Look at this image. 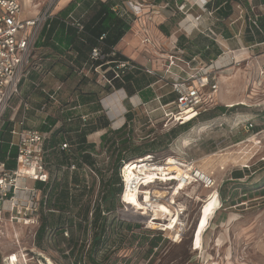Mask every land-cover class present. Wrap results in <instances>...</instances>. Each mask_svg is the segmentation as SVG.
I'll return each instance as SVG.
<instances>
[{"label":"rangeland","instance_id":"1","mask_svg":"<svg viewBox=\"0 0 264 264\" xmlns=\"http://www.w3.org/2000/svg\"><path fill=\"white\" fill-rule=\"evenodd\" d=\"M126 1L121 0L120 7L125 8ZM249 1L254 3L255 0ZM192 3H194L193 0L147 1L140 16L133 18L131 30L125 35L126 37L124 36V40L120 42L116 49L143 67L148 68V65H153V68L159 73H164L168 56L174 53L170 38L178 36V34L182 35V32L189 36L191 30L197 25L194 17H192V15L196 16L194 14L196 9L190 10ZM255 11L264 13V6L257 7ZM204 15L198 23L201 27L207 28L210 21L205 20ZM161 26L168 29L169 35H165L161 31ZM245 28L244 12L242 13L238 9L230 20L219 24V28H215V31L231 38L229 42L223 39L219 41L224 49L230 47L232 49L236 48V46L231 45L232 42H237V39L233 38L240 33L243 39ZM194 35L195 32L192 36L190 35L191 38H194ZM244 45L246 44L244 43ZM258 50L260 51L259 54L263 53L264 46ZM186 51L189 54L198 52L190 44H187ZM257 51L254 54H257ZM34 57L33 67H38V70H31L30 75L25 79L23 78L20 83V95L11 102V108L8 109L6 117L12 115V108L18 107L21 100L29 101L34 106L47 102V98L43 97L38 85L41 82V87L47 91H57L55 101L47 104L48 117L56 118L59 121L54 129H63V140L67 139L71 143L72 150L75 149L72 144L75 135L68 131L71 125L75 127L80 122L85 125L97 121L99 117H106L110 122L109 128L119 130L123 122L126 124L127 114L132 113L133 120L130 122L129 127L134 131L131 137L134 138L137 145L155 141L154 143L158 148L153 152V161L158 163L168 158V163L162 164L164 165L162 170L171 172L170 175L176 174V178L173 177L172 180L184 175L181 169L175 165V159L172 157L177 156L185 160H194L196 167L202 171L203 176L207 179L210 176L215 182L214 187L201 188L196 184L180 185L178 190L184 192L180 193L179 201L188 206L189 224L186 228V234L182 240L176 238L175 242L162 236L163 238L158 247L154 248L152 252L149 250L154 235L144 227L147 218L135 213L128 207H124L118 200L115 216L121 223L117 227L116 225L113 226V230L111 229L109 239L99 251L96 263L264 264V196L259 197L260 191L258 190L264 185L261 182L264 178V140L261 143H253V133H247L233 125V119L230 117V114L236 111L256 114L260 115L257 122L261 126L264 125V92L257 98V101L254 99L248 101L247 99L252 98V96L250 97L252 90L249 79L251 76L255 78L256 73L252 67H244V69L228 67L219 74L220 90L215 107L212 108L214 110L218 107L226 108L228 105L225 106V104L228 101L234 103L240 101L236 100L237 98L242 97L244 98L242 102L247 101L248 109L247 106L236 107L235 111L228 113L229 119L227 122L225 117L220 116L221 119L218 117L219 119L210 124L209 128L197 127L192 130L193 125L186 132L179 134L176 140L168 145V133L178 126L165 127V123L160 119L161 112L158 110L159 105L157 102L151 101L148 104L142 102L140 106L133 107L131 101L133 97H128L125 92L126 98L120 102L117 101V106L114 102L117 100L115 94L122 89L112 88L111 91H103V86L108 82L106 72L101 69L91 67L87 73L82 68L75 66L74 71L70 73L68 66L72 67L73 63L69 56H65L63 59L46 47L38 49ZM250 61L246 64H249ZM53 63L60 64L59 70H57L58 73L54 71ZM250 66L252 65L250 64ZM34 72L36 74H32ZM44 79L47 80L45 83L42 82ZM59 85L61 88L57 90ZM155 90L158 94H166L170 91V87L166 81H161L156 84ZM85 93H95L89 104L81 100ZM111 98H113V107L106 106L105 101ZM138 103L137 99L135 104ZM97 105L100 106L101 111L95 112ZM75 107L77 108L75 109ZM125 109L132 111L122 118ZM30 115L31 117L35 116L33 113H30ZM83 115L86 116V122L81 119ZM43 121V118L36 116L29 126L41 127ZM106 132L107 129L101 130L98 133L95 132L89 135L87 138V142L94 144L96 147L93 156L97 162L96 167L101 169L103 173L102 176L98 172L81 176L83 177L80 179L81 182L92 187L88 196L80 203L83 206L91 203L92 206L94 205L102 182L105 184L113 177V188L118 189L119 186L115 183V176L110 168L111 159L100 148L101 136ZM190 135L191 138H186ZM197 135H200L201 139L197 138ZM184 138H186L185 141H183ZM61 158H57L52 152L49 154V167L53 178L59 174V178L62 179L63 173L62 171L57 173L58 168L56 166V162ZM132 164L134 165L131 166ZM141 165L151 168L148 162L133 161L124 172L127 182L133 180L129 177V174L141 175L142 171L138 169ZM244 169L251 171L250 176H246L239 182L232 179L233 172ZM65 175V179L70 181L71 174L65 173ZM101 180L102 182H100ZM58 181L61 180L58 179ZM222 187L227 198L229 197L227 203L220 201L219 190ZM174 191L175 195H178L179 192ZM249 191L255 193L249 194ZM72 193L76 197L80 192L78 193V189L73 188ZM144 193L147 194L146 202L149 201L148 194L152 195L154 193L160 198L168 195L166 191L160 190H150ZM137 195L138 191L127 190L124 203L143 209L145 202H140ZM211 197H214L213 202ZM154 208L157 211L154 215L155 221L173 220L168 223L173 226L172 223L177 219L163 213L158 206ZM72 210L74 213L77 208L73 205ZM170 210L173 211L171 208ZM57 218L56 215L55 219ZM48 219H52L51 216ZM41 223L42 214L40 225ZM154 223L151 222L150 224L153 228L159 227ZM83 227L84 229L71 228L68 237L61 235V232L48 235L42 245H38L37 238L34 237L35 229L33 227L23 224L8 225L5 235L0 238V264H9L6 259L10 255L19 254L21 250H25L24 252H27L28 255L26 256L27 262H23L21 258L19 264H94L88 257L92 229L89 225H83ZM15 232L20 234L18 235L20 237L19 243L12 237Z\"/></svg>","mask_w":264,"mask_h":264},{"label":"built area","instance_id":"2","mask_svg":"<svg viewBox=\"0 0 264 264\" xmlns=\"http://www.w3.org/2000/svg\"><path fill=\"white\" fill-rule=\"evenodd\" d=\"M60 1L47 0L42 13L33 19L26 20L23 19V7L19 0H0V130L3 117L8 109L11 108V102L20 95V83L31 64L33 52L40 34L45 28L49 29L52 22L58 19L55 9ZM210 1L193 0L194 3L191 4L190 10L194 8L201 10L214 23L217 20L214 18L215 11L208 7ZM146 2V0H127L125 8L117 5L112 10L121 16L139 17ZM238 9L242 13L244 12L240 7ZM192 17H194L195 24H197L195 25L197 30L193 29L195 34L202 31L209 32L214 41L220 46L222 54L211 59L209 62L203 61L199 56L186 59L184 57L185 52L178 48L176 40L172 42L174 53L168 56L164 76L143 67L146 73L159 77V80L151 85V89L155 93L153 102H157L159 105L158 110L161 112L160 119L165 123V127L195 123L192 130L197 127L209 128L210 124H213L219 118L221 119L219 117L209 122H197L203 113L215 107L213 106L214 99L220 90L219 74L228 67L240 68L245 62L242 58L243 54H237V51L230 48H223L219 40H228L212 30L213 23L209 27L203 28L198 23L201 21L202 15H192ZM64 22L75 27L79 33L83 32V25L73 18L72 15ZM193 30H191V36L194 33L192 32ZM182 34L186 35L184 32ZM190 35L186 36L191 38ZM237 36L241 37L240 33ZM260 45H264V43L246 46L245 50L253 53L250 58L251 60H258L259 57H262L263 62L262 64L259 63L258 72L251 83L252 92L254 91L256 94L261 95L264 92V52L254 54L255 52L253 51L255 47ZM102 58L104 57L101 55V51L98 48H94L91 53V59L96 61ZM126 66L133 68L129 62H124L119 67ZM97 68L100 69V67H96L95 69ZM161 81H166L170 87V91L166 94H158L155 90L156 84ZM107 82L111 83L108 79ZM122 91L125 90L122 89ZM42 92L48 94L43 88ZM170 95H175V99L167 104H163V99ZM50 99H54L53 95H50ZM141 104L142 101L139 100L138 104L133 103V107H138ZM239 106H247V109L249 107L246 102H241L239 105L229 106L227 109ZM12 110V115L10 116L12 129L10 133L12 138L11 147L15 148L17 152L16 167H9V155L6 160L0 159V238L5 235V227L7 225L17 224L33 227L35 229L34 237L37 238L39 226H41V211H47V206L46 195L36 187V183L45 182L48 184L50 181V173L46 162V156L49 152L50 133L40 131L36 127H28V122L30 113H34L37 117L43 118V122L45 123L46 118H48L47 104L35 107L29 101L21 100L19 106L13 107ZM131 111L125 109L122 118ZM227 115L229 114L222 115V117H225L226 122L229 119ZM230 115L233 119V125L241 128L242 131L253 133V143H261L264 140V125L261 126L257 122L260 115L239 111ZM81 119L86 122V116H81ZM124 125L125 123L123 122L119 128H122ZM197 136V138L201 139L200 135ZM188 137L191 138V135L186 138ZM193 138L196 140L195 137ZM72 148L71 143L67 139L59 144V149L67 154L72 153ZM146 157H149L148 165H151V168L146 172L143 171L138 179L129 182L125 181L124 172L132 162L124 163L121 173L124 187L120 198L121 204L124 207L132 209L135 213L146 217L147 221L144 227L148 231L161 233L165 238L173 242H175L176 238H181L182 240L189 224V215L187 213L188 206L179 201L180 193L184 191L180 192L178 188H180L181 184L186 186L196 184L201 188L214 187L215 182L210 176H208V179L203 176L202 171L196 167L197 165L194 160H185L172 156L175 159V165L181 169L184 175L176 180H171L173 177L176 178L177 175H170L171 172L162 170L164 168L162 164L168 163V158L162 162L155 163L153 161L154 156L148 155ZM136 161H139V159ZM67 170L70 174L80 171L86 176L95 173L87 165L79 168L77 164H71ZM155 189L166 191L167 197L160 198L152 193V195L148 194L149 201L146 202L147 194L144 192L150 190L156 191ZM127 190L138 191V200L142 203L145 202L143 209H138L137 206L124 203ZM174 190L179 192L178 195H175ZM159 203L166 204L173 210L175 214L173 219L177 220H174L172 228L168 229L169 221L154 220V215L157 212L154 207ZM151 222H155L154 224L159 227L153 228L150 225ZM64 235L68 237L69 233L66 231ZM14 236V239L19 243L20 237H17V234H14ZM24 251L21 250L19 254L10 255L6 261L9 264H19L22 258L23 262L26 263L28 253Z\"/></svg>","mask_w":264,"mask_h":264},{"label":"trees","instance_id":"3","mask_svg":"<svg viewBox=\"0 0 264 264\" xmlns=\"http://www.w3.org/2000/svg\"><path fill=\"white\" fill-rule=\"evenodd\" d=\"M262 5L264 6V0H255L254 3H251L249 0H211L208 7L215 11L214 18L217 20L213 23L212 30L227 40L231 39L221 33H217L215 28H219V24H223L230 20L234 13L237 12L238 7H240L244 11L246 23V28L243 33L244 43L247 46L263 44L264 13L255 11L257 7ZM112 7H114V3H112L111 0L106 2L101 0L71 1L69 6L57 15L58 19L52 22L51 27L44 30L43 34H47V39L43 46H50L58 54L62 55H65L67 51L74 52L76 55L75 58L74 56H70L73 66H68V68H70V73L74 71L73 68L75 66L82 68L84 63H87L88 67H100L102 71L106 72V78L111 82L103 86V91H111L112 88L123 89L128 97L131 98L134 95H138L142 101L147 104L153 101L155 97L151 85L156 83L159 77L146 73L142 66L128 59L116 49L117 45L130 30L133 18L120 16L112 10ZM70 15L83 25V32L79 33L75 27L64 22L69 19ZM213 27L215 28L213 29ZM161 31L169 35V31L166 27L161 26ZM194 36V38L188 39L185 35H182L177 42L178 48L185 52L184 57L186 59L199 56L203 61L209 62L211 59L222 54L220 46L214 41L209 32L202 31L196 33ZM187 44H190L192 48L195 47L198 52L193 54L187 53ZM200 46L201 48H199ZM94 48H98L101 51V55L104 57L103 60L94 61L91 59V53ZM124 62H129L133 68L129 66L119 67ZM40 90H42L41 86ZM42 94L44 93L42 92ZM93 95H95V93H85L81 98L82 102H90L93 99ZM43 97L47 98V102H43L41 105H35V107H40L52 101L50 95L46 94L43 95ZM174 99L175 95H170L165 97L162 102L163 104H167ZM95 108V112L101 111L99 105ZM235 110L236 107L231 109H227V107H218L215 110L211 109L203 113L197 122L213 121ZM132 120L133 114H127V122L119 130L110 129V122L106 117H99L97 121H92L85 125H82L81 122L75 127L71 125L68 131H71L75 135V137H73L75 138L74 141L71 140L73 146H75L71 154H67L59 149V144L63 140V129H54L59 122L56 118L48 117L41 127H36L40 131L50 133L48 143L49 152L46 156L50 181L48 184L45 182L36 183V187L42 190L44 195H46L47 206V211H41L42 223L36 239L38 245H42V242L47 239L48 235H54L57 232H61L60 234L64 235L66 231L69 233L71 228L76 227L78 229H84L83 225H89L92 229V238L88 257L94 264H98L96 263V258L101 248H103L104 244L108 241L111 229L113 230V226L116 225L117 227L121 223V221L116 218L115 214L118 207V200H120L124 188L120 177L124 163L133 162L145 158L148 155H153V152L158 148L156 143H154L155 141L141 145L135 143L134 138L131 137L134 130L129 127ZM193 125H195V123H189L172 129L167 135L169 136L167 139L168 145L176 140L179 134L186 132ZM11 129L12 123L10 122V116L6 117L5 114L0 130V159L6 160L9 155V167L15 168L17 152L15 148L11 147ZM105 129H107V132L101 136L100 148L109 155L111 159L110 168L114 173L115 183L119 186L118 189L113 188V177L111 180L107 181V183L105 182V184L101 180V189L99 190L94 205L92 206L91 203L84 204L83 206L80 203L88 196L92 187L81 182L80 179L83 178L81 177L83 174L80 171L71 174L70 181L65 179V173L70 174L67 168L71 164H77L79 168L83 165H87L95 171V174L98 172L99 175L102 176L103 172L96 167L97 162L93 156V152H96V147L94 144L87 142V137ZM50 152L55 154L57 158L62 157L61 160L56 162L58 168L57 173L59 171L63 173L62 179L59 178V174L53 178L50 172ZM250 172L251 171L248 169L235 171L232 173V179L239 182V180L244 179L246 176H250ZM58 179L61 181H58ZM261 182L264 184V178ZM73 188L78 189V193L80 192L76 197L73 196ZM258 190L260 191L259 197L264 196V185ZM252 193L255 192L249 191V194ZM219 195L223 203L228 202L229 197L227 198L223 187L220 188ZM73 205L77 208V211H74V213L72 212ZM56 215L58 217L57 219H55ZM50 216L52 219L49 220L48 218ZM149 232L154 235L149 250L152 252L154 248L158 247L163 235L161 233Z\"/></svg>","mask_w":264,"mask_h":264},{"label":"crops","instance_id":"4","mask_svg":"<svg viewBox=\"0 0 264 264\" xmlns=\"http://www.w3.org/2000/svg\"><path fill=\"white\" fill-rule=\"evenodd\" d=\"M20 1V3H21V5H22V7H23V19H26V20H28V19H33V18H35L36 16H38L40 13H42V11L44 10V8H45V6H46V4H47V0H19ZM71 1H73V0H61L59 3H58V5H57V7H56V9H55V13L58 15L60 12H62L63 10H65L68 6H69V4L71 3ZM101 1H103V2H106V1H108V0H101ZM112 1V3H114V6H117V5H119L120 6V4H121V0H119V1H117V0H111ZM113 8V7H112ZM196 10H194V14L196 15V16H198V15H202V17H203V12L201 11V10H199V9H197V8H195ZM121 16V15H120ZM204 19L205 20H209L210 21V23H209V25H211L212 23H213V21L212 20H210L206 15H204ZM47 28H45L44 30H46ZM44 30L42 31V33L40 34V36H39V38H38V40H37V43H36V46H35V49H34V52H33V56H32V61H31V64H30V66H29V68H28V70H27V72H26V74H25V76H24V79L25 78H27L28 77V75H30V73H31V70L32 71H37L38 69V67H33V64H34V61H35V57H34V54H35V52L38 50V49H40V48H43V47H46V48H49V49H51L53 52H55L56 53V55H58V56H60L61 58H65V56H69V58H70V56H74V58H75V53L74 52H72V51H67L66 52V54L65 55H62V54H58L53 48H51L50 46H43L44 45V43L46 42V39H47V34H43V32H44ZM130 30H131V28H130ZM129 30V31H130ZM146 32H147V30H146ZM128 33V32H127ZM165 34V33H164ZM127 35V34H126ZM166 35V34H165ZM181 35V34H180ZM179 34H178V36H173V37H171L170 39L172 40V42L173 41H176L177 40V42H178V40H179V38L183 35H181L180 36ZM146 36V35H145ZM126 37V36H125ZM124 37V38H125ZM185 37L186 38H188L189 39V37H187L186 35H185ZM124 38L122 39V40H124ZM233 39H237V42H235V41H233L232 42V46H236V48H232V50H234V51H237V54H243L242 55V58L244 59V64H243V66L242 67H240L239 69H241V68H243L244 69V67H252V69H254V71L256 72L255 73V75L257 74V72H258V68H259V63H261L262 64V57H259V59L258 60H251L250 58H251V53H249V52H247V50H245V48H247L246 46L247 45H244V42H243V39H242V36H241V38L240 37H238L237 35L233 38ZM121 40V41H122ZM230 40V39H229ZM229 40L227 41V42H229ZM120 41V42H121ZM120 44V43H119ZM118 44V45H119ZM117 45V46H118ZM262 46H264V45H260V46H258V47H255L254 49H253V51L256 53V51L259 49V48H261ZM242 47V48H241ZM230 49H231V47H230ZM258 52H260L259 50L257 51V54H259ZM122 54V53H121ZM261 54V53H260ZM123 55V54H122ZM125 56V55H124ZM125 57H127V56H125ZM128 58V57H127ZM129 59V58H128ZM131 60V59H130ZM251 60V61H250ZM248 61H250L249 62V64H246V62H248ZM71 62H72V60H71ZM133 62H135V61H133ZM73 63V62H72ZM136 63V62H135ZM166 63H168V60L166 61ZM136 64H138V63H136ZM250 64L252 65V66H250ZM138 65H140V64H138ZM53 66H54V71L56 72V73H58V71L57 70H59V67H60V64H58L57 65V63H53ZM140 66H142V65H140ZM166 66H167V64H166ZM165 66V67H166ZM143 67V66H142ZM149 69H151L152 71H154L155 73H159V71H157L155 68H153V65H148L147 66ZM90 68L91 67H88L87 66V63H84L83 64V67H82V69H83V71H85V72H89V70H90ZM145 68V67H144ZM63 69V68H62ZM64 70H65V68H64ZM165 70V69H164ZM61 71H63V70H61ZM164 73H159L160 75H165V71H163ZM86 73V74H87ZM32 74H36L35 72L34 73H32ZM47 76V75H46ZM87 76V75H86ZM256 77V76H255ZM255 78H253L252 76H251V78L249 79V84L251 85V83L253 82V80H254ZM47 80H42V82H46ZM159 83V82H158ZM36 85V84H35ZM38 85H39V87L42 85V83L40 82V83H38ZM38 85H36V86H38ZM43 88V87H42ZM60 85H59V87H57V90L59 89L60 90ZM44 89V88H43ZM46 90V89H45ZM47 91V90H46ZM41 92H42V90H41ZM48 92V94L49 95H53V97H54V99H51L52 101H55V96L57 95V91H52V92H50V91H47ZM47 94V95H48ZM43 95H46V93H44ZM252 96V98H247L248 99V101H251L252 99H254V100H256L257 101V98L260 96V94H256V92H252V93H250V97ZM248 97H249V95H248ZM115 98L117 99V100H115L114 102H115V105H117L118 106V103H117V101L118 102H120L121 100H124L125 98H126V93H125V91H118L117 92V94H115ZM217 98H218V94L215 96V99H214V103H213V106H215V103H216V100H217ZM138 99V101L140 100V101H142V99L138 96V95H134L133 96V98H132V102L133 103H136V100ZM236 100H240V101H236V102H234V103H229L230 101H228V103H226L225 104V106L226 105H228V107L229 106H236V105H238V104H240L243 100H244V98H242V97H240V98H237ZM51 101V102H52ZM231 101H233V100H231ZM143 102V101H142ZM244 102H246L247 103V101H244ZM31 103V102H30ZM90 102H88V104H89ZM32 104V103H31ZM42 103H39V105H41ZM105 104H106V106H111V107H113V98H111L110 100L109 99H107L106 101H105ZM148 104V103H147ZM33 105V104H32ZM77 107H75V109H76ZM78 113V112H77ZM32 115V114H31ZM31 115H29V122H28V127H34V126H29V124H30V122H32V119L33 118H36V115L34 116V117H31ZM31 117V118H30ZM98 133V132H97ZM100 133V132H99ZM6 228V230L8 229V225L5 227ZM15 234H17V237H19L18 235H20L19 233H17V232H15ZM12 237H15L14 235H12Z\"/></svg>","mask_w":264,"mask_h":264},{"label":"bare ground","instance_id":"5","mask_svg":"<svg viewBox=\"0 0 264 264\" xmlns=\"http://www.w3.org/2000/svg\"><path fill=\"white\" fill-rule=\"evenodd\" d=\"M196 129V128H195ZM145 162H149V157H146V158H142L141 160H139V163H145ZM134 164H132L131 166H133ZM130 166V167H131ZM139 169V171H147V170H149L150 168H148V167H146V166H140V168H138ZM187 174V173H186ZM129 177L130 178H132L133 180H136V179H138L139 178V175H137V174H129ZM172 179H174V178H171V180ZM125 181L127 182V180L125 179ZM210 198V197H209ZM212 199H214V197H211V200ZM212 202H213V200H212ZM160 209H162L161 211L163 212V213H165L166 215H168V216H170V217H175V215H174V213H173V211H171L170 210V208H169V206H167L166 204H158L157 205ZM169 221H172V220H169ZM173 224V223H172ZM173 226L172 225H169V227H168V229L169 228H172ZM48 261V260H47Z\"/></svg>","mask_w":264,"mask_h":264}]
</instances>
